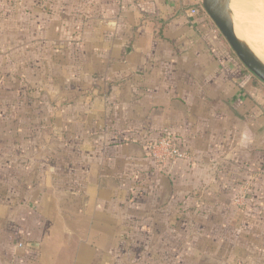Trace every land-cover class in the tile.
I'll use <instances>...</instances> for the list:
<instances>
[{
    "label": "rangeland",
    "instance_id": "obj_1",
    "mask_svg": "<svg viewBox=\"0 0 264 264\" xmlns=\"http://www.w3.org/2000/svg\"><path fill=\"white\" fill-rule=\"evenodd\" d=\"M109 1L0 0V177L46 176L47 219L52 241L60 245L61 227L68 225L60 209L74 208L78 173L92 158L99 172L100 164L108 172L106 161L124 158L116 168L125 182L111 181L110 199L108 193L102 197L116 209L113 191L120 192L114 198L123 207L127 201L139 223L117 232L123 240L103 256V264H235L239 254L246 260L248 255L245 264H264V144L245 149L238 163L228 165L213 154L214 161L193 169L180 187L172 173L156 166L152 152L153 162L146 160L140 148L162 139L159 123L166 111L158 110L159 98L179 90L168 68L173 61L185 65L183 84L196 76L190 58L179 54L155 55L151 69L125 74L123 60L106 53L120 43L107 22ZM230 1L243 40L264 62L256 52L264 55V2ZM195 5L205 17L207 44L211 38L238 59L200 1ZM125 143L132 146L128 158L119 147ZM18 184L13 177L4 184L9 199ZM193 192H199L196 204Z\"/></svg>",
    "mask_w": 264,
    "mask_h": 264
},
{
    "label": "crops",
    "instance_id": "obj_2",
    "mask_svg": "<svg viewBox=\"0 0 264 264\" xmlns=\"http://www.w3.org/2000/svg\"><path fill=\"white\" fill-rule=\"evenodd\" d=\"M119 1L121 9L117 0L109 1L107 22L111 37L120 43L110 44L106 53L123 60L125 74L140 68L143 71L151 69L153 64L149 61L155 55L176 57L179 54L190 58V68L196 76L192 83L183 84L180 73L186 69L185 65L173 61L168 68L174 72V87L178 84L179 90L172 98H159L158 110L166 111V118L159 123L163 130L159 139L173 133L174 145L187 151L189 159L155 161L161 171L172 173L180 187L181 182L191 178V171L197 166H209L214 161L213 154L228 165L230 161L238 163L239 154L242 156L245 149L264 144V83L235 60L225 46L220 44V47L211 38L207 44L209 33L205 17L190 14L197 0ZM162 72L160 74L164 75ZM188 86L194 88L185 89ZM246 105L248 108L244 110ZM119 147L126 151V158L130 157L132 146L125 143ZM140 150L152 163L149 145L145 144ZM96 159L92 158L84 173L76 176L81 190L76 193L74 208L70 210L68 205L60 209L64 212L60 218L66 217L68 223L61 227L64 236L60 245L52 241L53 226L47 219V190L51 188H48L46 176L24 181L21 178L20 181L17 174L10 178L0 177L4 190H0V264L104 263L103 256L123 240L122 234L120 238L117 232L132 229L139 221L134 220L131 208L125 206L127 201L123 207L114 198L120 192L113 191L116 209L115 206L107 207L108 203L103 201L110 199L108 183L125 182V174L116 168L125 159L106 161L108 159L103 158L107 165L111 163L108 172L106 168L101 171V164L100 172L93 169L91 163L99 162ZM12 177L21 187L14 188V198L9 199L4 184ZM106 193L108 198L102 197Z\"/></svg>",
    "mask_w": 264,
    "mask_h": 264
},
{
    "label": "water",
    "instance_id": "obj_3",
    "mask_svg": "<svg viewBox=\"0 0 264 264\" xmlns=\"http://www.w3.org/2000/svg\"><path fill=\"white\" fill-rule=\"evenodd\" d=\"M199 1L203 11L213 21L238 60L250 73L264 83V62L245 42L238 38L230 9V0Z\"/></svg>",
    "mask_w": 264,
    "mask_h": 264
},
{
    "label": "built area",
    "instance_id": "obj_4",
    "mask_svg": "<svg viewBox=\"0 0 264 264\" xmlns=\"http://www.w3.org/2000/svg\"><path fill=\"white\" fill-rule=\"evenodd\" d=\"M190 14L192 16H198L199 10L198 8H192L190 10ZM173 139L170 137L161 139L160 141L153 144L151 148V152L159 162H165V161H182V160H188L189 155L178 148L173 143Z\"/></svg>",
    "mask_w": 264,
    "mask_h": 264
},
{
    "label": "trees",
    "instance_id": "obj_5",
    "mask_svg": "<svg viewBox=\"0 0 264 264\" xmlns=\"http://www.w3.org/2000/svg\"><path fill=\"white\" fill-rule=\"evenodd\" d=\"M198 193H199V192H193V193H192V197L190 196V197L195 201L194 204H196L197 199H199V197H198V195H197ZM190 197H189V198H190ZM182 212H184V211H182ZM196 214H197V215H201V214H203V213H201V212L198 211ZM261 253L264 255V251L261 250ZM252 256H254V255H252ZM247 260H248V255H247ZM247 260H246V256H242L241 254H239V255H237L236 258L233 259L232 261H234L235 264H245V262H248ZM249 262H251V261H249ZM251 263H252V262H251ZM253 264H254V260H253Z\"/></svg>",
    "mask_w": 264,
    "mask_h": 264
},
{
    "label": "bare ground",
    "instance_id": "obj_6",
    "mask_svg": "<svg viewBox=\"0 0 264 264\" xmlns=\"http://www.w3.org/2000/svg\"><path fill=\"white\" fill-rule=\"evenodd\" d=\"M233 1V0H232ZM263 2H264V0H262ZM231 2V1H230ZM235 2V1H234ZM233 2V3H234ZM234 5V4H233ZM235 5H237L236 3H235ZM230 9H231V7H230ZM243 13V12H242ZM246 13V12H245ZM245 15V14H244ZM246 17V16H245ZM236 20H238L237 18H235ZM238 24L239 25H241L242 24V21H240V20H238ZM233 23H234V21H233ZM234 25H235V30H236V34H237V36H238V38H240V40H242L243 42H245L244 40H243V38H242V35L240 34V32L238 31V28H237V26H236V24L234 23ZM244 37V36H243ZM246 43V42H245ZM247 44V43H246ZM250 44V43H249ZM248 45V44H247ZM249 46V45H248ZM257 48V47H256ZM250 49H251V47H250ZM255 50V49H254ZM258 50V51H257ZM257 50H256V52H259L263 57H264V55H263V53H261L260 51H259V49L257 48Z\"/></svg>",
    "mask_w": 264,
    "mask_h": 264
}]
</instances>
